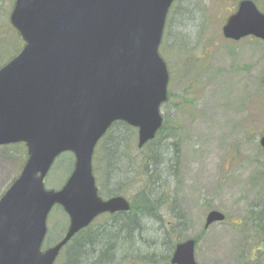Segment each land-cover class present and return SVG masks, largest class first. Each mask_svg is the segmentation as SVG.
Listing matches in <instances>:
<instances>
[{"label":"rangeland","instance_id":"rangeland-1","mask_svg":"<svg viewBox=\"0 0 264 264\" xmlns=\"http://www.w3.org/2000/svg\"><path fill=\"white\" fill-rule=\"evenodd\" d=\"M240 1L177 0L171 5L158 48L169 74L161 132L140 149L136 131L128 136L117 127L97 147L92 164L101 198L122 196L136 207L140 193L150 188L160 199L155 214L123 216L119 229L106 230L111 226L106 215L93 222L90 237L102 235L111 246L104 264H165L156 260L170 257L174 246L187 239L195 241L198 264H264V236L253 226L254 219L264 218V44L222 36ZM251 1L264 13V0ZM8 2L0 0V67L21 47L8 27ZM118 139L121 146L109 168L106 157ZM25 160L21 144L0 147V198ZM73 163L71 154L60 155L44 179L45 189H60ZM210 211L225 220L205 229ZM129 224L131 229L124 230ZM46 226L43 250L63 237L68 218L54 207ZM73 242L55 264L62 263ZM101 252L96 247L92 258L96 261Z\"/></svg>","mask_w":264,"mask_h":264},{"label":"water","instance_id":"water-1","mask_svg":"<svg viewBox=\"0 0 264 264\" xmlns=\"http://www.w3.org/2000/svg\"><path fill=\"white\" fill-rule=\"evenodd\" d=\"M174 1L16 0L10 22L25 44L0 69V146L23 143L27 159L0 198V264H54L95 218L129 210L123 197H99L92 157L115 122L137 129L138 148L161 128L169 77L158 47ZM222 35L264 42V15L243 0ZM260 146L264 153V132ZM67 152L74 157L70 176L59 190H46L52 164ZM54 206L68 227L42 250ZM223 220L211 211L205 228ZM194 245L179 243L171 264H197Z\"/></svg>","mask_w":264,"mask_h":264},{"label":"trees","instance_id":"trees-1","mask_svg":"<svg viewBox=\"0 0 264 264\" xmlns=\"http://www.w3.org/2000/svg\"><path fill=\"white\" fill-rule=\"evenodd\" d=\"M117 127L122 128L125 132V135H128V136H129L130 132H135L134 128H131L124 123L118 122V123H115L108 130V132H107L108 134L105 136L104 140L110 139L114 134L113 132H114L115 128H117ZM161 130H162V128H161ZM161 130H160V132H161ZM120 138H122V137H120ZM122 140H124V139H122ZM18 145H20V144L9 145L7 147L18 146ZM114 145L117 147L114 148L112 155L107 154V157H106V159L109 157V161H107V165H109V168H112V160L113 161L116 160L114 158L113 154H115V152L121 146V142H119V139H118V141L114 142ZM95 155H96V153H95ZM149 191H153V190H151L149 188L148 190L144 191V193H140L141 195L138 196L140 201L137 200L138 206L136 205V207H135L133 204L132 205L130 204V210L128 213H119V214L110 216L111 226L107 227L106 230L112 231L115 228L119 229L121 227V221L124 220L123 216H127L128 214H140V215L155 214V211H157L160 208V203H159L160 199L158 198V194L156 192H155L156 193L155 197H153L152 192H149ZM116 216H117V218H120L118 222H116V220H114L116 218ZM254 220H255V222H254L255 224H253L254 228L256 229V231L259 232V235L264 236V233H262V231L264 229L263 228L264 218L260 217L258 219H254ZM135 223L136 222H134L133 224H135ZM130 225L131 224H129L128 226L124 225V230L129 231L131 229ZM139 228H140L139 226H135L132 229L138 230ZM90 229H91V226L87 227L86 229H84L81 232H79L78 234H76V236L73 239L74 240L73 244L68 249L67 258L64 255V260L60 264H78L77 262L79 259L78 258L79 257V251H81V249L84 251V253L86 250L89 249L87 254H83V256L87 257L86 258L87 259L86 264H100V263L104 264V262L106 263L107 261H109L108 257H110L109 252H110L111 246L106 243L107 240L102 235L96 234L94 237H92V236L90 237V235H89V234H91V233H89ZM84 233H86L88 235V237L83 238L82 234H84ZM98 246H100L102 252L99 254V257L97 256V259L95 261L94 258H92V257H93V255H95V248ZM90 251H92V252L90 253ZM90 257H91V262H89ZM79 264H81V262Z\"/></svg>","mask_w":264,"mask_h":264},{"label":"flooded vegetation","instance_id":"flooded-vegetation-1","mask_svg":"<svg viewBox=\"0 0 264 264\" xmlns=\"http://www.w3.org/2000/svg\"><path fill=\"white\" fill-rule=\"evenodd\" d=\"M15 1L16 0H10V2H8L9 3V5H8V7H7V9H9L10 7H12L11 8V11H12V9L14 8V5H15ZM11 11H10V14H11ZM10 14H9V17H8V21H9V18H10ZM12 31H13V33H14V37L15 38H17V40L18 41H20L21 40V38H20V36L17 34V32L11 27V25H9L8 26ZM21 42V48H20V50L22 49V47H23V45H24V43H23V41L21 40L20 41ZM19 50V51H20ZM83 251H79V259H78V264L80 263V262H82V259L84 258V256H83V254L84 253H82ZM172 253H173V251H172ZM172 253H171V255H172ZM171 255H170V257H168L167 255H163L162 257H163V259H162V261H160V260H156V262H160V263H163V262H165V264H168V259H169V264H171V262H170V260H171ZM160 257H161V255H160Z\"/></svg>","mask_w":264,"mask_h":264}]
</instances>
